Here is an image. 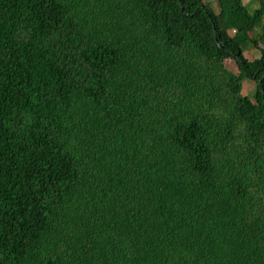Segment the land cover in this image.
I'll return each instance as SVG.
<instances>
[{"label": "trees", "instance_id": "trees-1", "mask_svg": "<svg viewBox=\"0 0 264 264\" xmlns=\"http://www.w3.org/2000/svg\"><path fill=\"white\" fill-rule=\"evenodd\" d=\"M216 1L0 0V264H264V0Z\"/></svg>", "mask_w": 264, "mask_h": 264}, {"label": "rangeland", "instance_id": "rangeland-1", "mask_svg": "<svg viewBox=\"0 0 264 264\" xmlns=\"http://www.w3.org/2000/svg\"><path fill=\"white\" fill-rule=\"evenodd\" d=\"M204 1L208 2L213 10H215V11L218 10L216 0H204ZM243 3L247 7V9L249 10L250 13H253L254 10L258 6L257 0H243ZM257 55H258V53L255 51H252L250 53H246V56L250 59L257 57ZM227 67L233 72L237 71V68H236L234 62L232 61V59H229L227 61ZM241 84H242L241 94L243 96H248L250 98H253L255 96L256 88H257L256 82L249 77H244L241 81Z\"/></svg>", "mask_w": 264, "mask_h": 264}]
</instances>
